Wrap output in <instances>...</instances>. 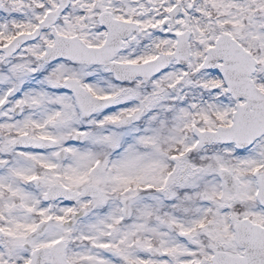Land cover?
<instances>
[{"label": "snow or ice", "instance_id": "snow-or-ice-1", "mask_svg": "<svg viewBox=\"0 0 264 264\" xmlns=\"http://www.w3.org/2000/svg\"><path fill=\"white\" fill-rule=\"evenodd\" d=\"M0 264H264V0H0Z\"/></svg>", "mask_w": 264, "mask_h": 264}]
</instances>
